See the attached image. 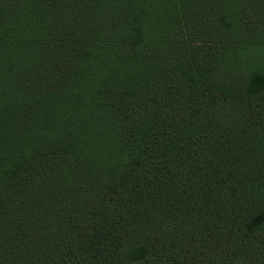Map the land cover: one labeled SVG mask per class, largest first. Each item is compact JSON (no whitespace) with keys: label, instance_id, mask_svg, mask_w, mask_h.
I'll return each instance as SVG.
<instances>
[{"label":"trees","instance_id":"1","mask_svg":"<svg viewBox=\"0 0 264 264\" xmlns=\"http://www.w3.org/2000/svg\"><path fill=\"white\" fill-rule=\"evenodd\" d=\"M246 1L0 0V264H264Z\"/></svg>","mask_w":264,"mask_h":264},{"label":"rangeland","instance_id":"2","mask_svg":"<svg viewBox=\"0 0 264 264\" xmlns=\"http://www.w3.org/2000/svg\"><path fill=\"white\" fill-rule=\"evenodd\" d=\"M246 4L255 5L253 0L246 1ZM255 42V41H253ZM258 43L251 44V49L248 51V67L255 68L258 66L264 67V37Z\"/></svg>","mask_w":264,"mask_h":264}]
</instances>
